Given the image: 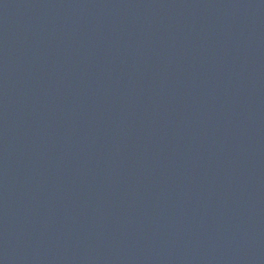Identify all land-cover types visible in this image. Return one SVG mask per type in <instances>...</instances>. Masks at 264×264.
<instances>
[{
    "label": "water",
    "instance_id": "obj_1",
    "mask_svg": "<svg viewBox=\"0 0 264 264\" xmlns=\"http://www.w3.org/2000/svg\"><path fill=\"white\" fill-rule=\"evenodd\" d=\"M0 264H264V0H0Z\"/></svg>",
    "mask_w": 264,
    "mask_h": 264
}]
</instances>
